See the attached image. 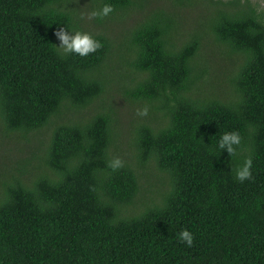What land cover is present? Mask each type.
I'll use <instances>...</instances> for the list:
<instances>
[{"label":"trees","instance_id":"1","mask_svg":"<svg viewBox=\"0 0 264 264\" xmlns=\"http://www.w3.org/2000/svg\"><path fill=\"white\" fill-rule=\"evenodd\" d=\"M74 1L0 0V135L39 145L0 189V264H264V9L250 0L165 9ZM103 3L110 16L81 19ZM201 4L207 12L195 19L184 12ZM135 10L124 36L99 31ZM61 26L102 46L61 55ZM219 55L232 68L219 70ZM112 84L149 109L135 113L136 165L113 148L120 120L103 99ZM230 131L241 136L235 154L216 147ZM115 156L124 164L112 171ZM248 157L251 178L241 182L235 168ZM150 161L171 189L125 217L141 191L136 168ZM185 228L191 247L178 238Z\"/></svg>","mask_w":264,"mask_h":264},{"label":"rangeland","instance_id":"2","mask_svg":"<svg viewBox=\"0 0 264 264\" xmlns=\"http://www.w3.org/2000/svg\"><path fill=\"white\" fill-rule=\"evenodd\" d=\"M72 4H75L74 0H70ZM195 2H203V0H194ZM253 5H256L260 10L264 9V0H250ZM172 0H149V8H163L170 6ZM92 5V4H91ZM207 4H205L206 6ZM84 6V4H83ZM204 4L199 5L198 7H192L184 11L191 19H195L200 15H203L207 12V9H204ZM141 15L135 10L131 16L126 17L125 19L120 20L115 18L114 21H109L104 23L108 28H101L99 31L101 33H107L111 38L113 37H122L132 30L134 21L139 19ZM93 26V25H92ZM111 34V35H110ZM221 55L217 56V63L219 70L225 71L226 69L232 68V66H221V62L224 63V60ZM235 59V57H234ZM214 72V71H213ZM211 71V75L214 74ZM125 86V85H124ZM123 85H108L107 91L103 96V99L109 105L110 102L113 103V107L117 113V118L120 120L119 137L116 138V143L113 148H118L117 153L121 154L128 162L135 164L136 159L134 155L136 154V148L134 147L135 133L134 130L138 126V122L134 121L137 117V104L133 106L129 103V99L124 93ZM129 87V85H126ZM98 101H96L97 103ZM90 107L91 113L93 111L94 105ZM96 107V106H95ZM95 109V108H94ZM117 109V110H116ZM104 108L99 104L97 106V112H103ZM88 114V113H87ZM75 115V114H74ZM88 117V116H87ZM86 117V118H87ZM46 132V133H45ZM42 134V139L44 143L47 144L49 141L50 130H46ZM15 136H4L0 135V189H5V183H11L14 177H19V172H25L24 169H21L19 166L15 168V164L25 161L28 158L32 157L33 153L37 152L39 147L36 140L26 143L21 140L15 139ZM121 152V153H120ZM40 156V155H38ZM136 165V164H135ZM37 167V164L32 166V170ZM28 169V168H27ZM140 174V193L135 200V207L131 208L130 211L123 213V216H135L143 211V207L161 203L163 196L168 189H171L170 181L167 178V175L163 173L155 161H150L148 166L145 168H136ZM33 177L27 176L26 179L30 180ZM148 209V208H147Z\"/></svg>","mask_w":264,"mask_h":264},{"label":"clouds","instance_id":"3","mask_svg":"<svg viewBox=\"0 0 264 264\" xmlns=\"http://www.w3.org/2000/svg\"><path fill=\"white\" fill-rule=\"evenodd\" d=\"M114 12V7L111 3H103L98 8H92L81 13V19L105 18ZM60 44L57 48L61 55L75 54L80 57H87L89 54L95 53L101 46V42L90 32L80 29H69L61 26L55 32ZM149 109L147 106L137 110L139 116H147ZM241 144V136L238 131H230L223 133L216 144L220 150L226 151L229 154H235ZM123 160L119 156L113 157L108 162V167L112 171H117L123 167ZM252 159L250 157L244 159L243 163L235 168V177L243 182L251 178ZM179 240L191 247L194 241V236L188 229H183L178 233Z\"/></svg>","mask_w":264,"mask_h":264}]
</instances>
